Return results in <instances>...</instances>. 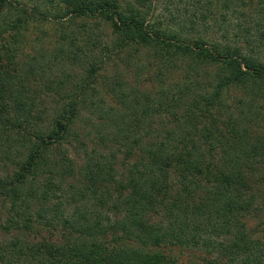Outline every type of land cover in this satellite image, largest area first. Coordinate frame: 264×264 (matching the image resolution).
I'll use <instances>...</instances> for the list:
<instances>
[{"label": "trees", "instance_id": "trees-1", "mask_svg": "<svg viewBox=\"0 0 264 264\" xmlns=\"http://www.w3.org/2000/svg\"><path fill=\"white\" fill-rule=\"evenodd\" d=\"M152 1L0 0V163L10 140L26 149L0 191L11 198L7 228L32 236L0 244V264H264V228L252 226L264 214V0H193L178 30ZM47 26L73 48L70 62L90 61L88 82L62 96L68 113L45 129L30 95L44 74L26 47ZM111 61L127 63L134 83L114 79L120 110L104 113L131 139L124 161L134 146L139 160L117 173L91 154L76 172L62 145ZM164 115L171 126L154 130ZM57 168L78 186L56 184Z\"/></svg>", "mask_w": 264, "mask_h": 264}, {"label": "rangeland", "instance_id": "rangeland-1", "mask_svg": "<svg viewBox=\"0 0 264 264\" xmlns=\"http://www.w3.org/2000/svg\"><path fill=\"white\" fill-rule=\"evenodd\" d=\"M194 8L196 7L193 0L152 1V9L154 10L153 13L160 17L164 22H167L169 27L173 30L179 29L177 20H181L182 16H185L183 13H193ZM79 22H81V20H77L74 23L76 24ZM74 26L75 25L69 27L67 29V33L70 32ZM44 31V34H40L38 37H36V33L30 36V40L32 42L26 47V52L29 53L28 56H34V60L37 62L36 65L38 66L39 64L40 66L37 67L39 73L44 74V76H42L43 78L40 79L37 77L38 79L36 82L31 84L30 95L34 97L35 100L33 118H41L40 122L43 124L41 125L43 126L42 128L47 129L49 124H54V121L59 116H63L66 114V111L67 113L69 111V107H67V105L72 100V98L63 100L62 96L68 94L69 92L79 91L81 89L80 85L83 83V81L86 80V82H88V79H86L85 70L90 59L80 62H70L69 56H67V54L68 52L72 53L73 48L67 45V40L60 44V38H54L53 29L51 26H47ZM191 34L193 35L195 32H192ZM110 40V38L105 37L104 44L109 45L111 42ZM60 47L64 48V52H59ZM80 56L81 55L79 54V57ZM82 59L85 58L82 57ZM126 64L127 63L120 61H111L109 66H105V69L100 71V73L95 76L93 79L94 82L91 84V88L87 89L86 96H82L85 97L86 102L83 107H80L81 111L77 121L74 123V126H72L73 131L71 135L65 139L62 145V152L71 159L73 164L72 166L76 172L83 162L87 160L86 158L91 154L100 157L103 162H111L117 173L124 171V169L129 164L139 160V150L134 146V148L130 151L129 162L124 161L126 150L131 144V139L127 141L124 139L122 132L117 133L118 128H115L109 124V121L107 120V114L104 113L105 110L110 108H116L120 110V104L116 100V93H110L111 91L109 84L112 83L114 79L118 80L120 77H122V79H127L132 84L134 83L132 70L129 69L128 75L124 72L127 68ZM47 80H63L66 81V84L65 87L61 89L57 85L55 86V84L51 85ZM43 83H46L44 85L50 89L45 90L44 86L42 85ZM78 84L79 89H77ZM146 87L147 88L145 90H141L140 93H147V95L153 98L158 89H155V86ZM99 110H101V112H98ZM171 120L172 119L170 117H165V115L156 116L155 121L152 122L153 126L155 127L154 130L163 129L164 124L166 127L171 126ZM125 130L126 134H128L133 129L127 128ZM259 133H261V131ZM130 135H133V133H130ZM146 142L152 141L151 139L147 138ZM9 143L12 147V154L10 155L9 160H6V163H0V175L2 177H9L17 172L20 161H23L26 157V149L19 147L15 140H10ZM143 146L145 147L146 145ZM58 157H60V155ZM55 172L59 173H55L54 177L51 176V178L54 180V182H56V184L60 185L62 189L68 190L69 186L71 185L78 186V177L74 178L64 175L65 173H62L59 168H57ZM260 175V173L255 172V179L259 178ZM41 177V181H45V178L48 176L43 174ZM10 199V197L5 196L3 191H0V244L7 243L17 238H25L29 235L26 231L22 233L14 228H7V221L13 214L10 205ZM55 202L56 200L52 199L48 205H52ZM33 204H35L34 207H37L38 205L36 202ZM262 215L263 217L260 220L254 221L252 223L253 227L254 224H257V228L259 230H263L264 228V224L260 222H264V214ZM41 233L45 237L52 240L56 239L55 233L49 230H43ZM27 238L31 240L32 236ZM193 259L195 260L196 258L190 256H184L182 258V260L186 262H189Z\"/></svg>", "mask_w": 264, "mask_h": 264}]
</instances>
